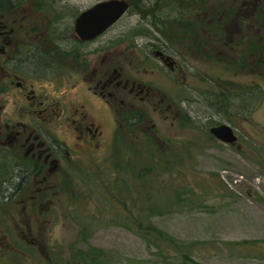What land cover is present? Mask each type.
I'll list each match as a JSON object with an SVG mask.
<instances>
[{"label": "rangeland", "instance_id": "obj_1", "mask_svg": "<svg viewBox=\"0 0 264 264\" xmlns=\"http://www.w3.org/2000/svg\"><path fill=\"white\" fill-rule=\"evenodd\" d=\"M16 1L13 15L25 16L23 26L16 25L20 40L16 47L26 43L33 53H43L55 61L58 45L61 49L75 45L72 32L76 16L102 0ZM156 1L146 0L144 10L138 2V9H128L89 46L120 40L128 43L124 69L133 73L140 64L130 43L141 52L144 43L162 37L157 27L170 35L173 28L166 22L174 17L179 20L182 15L178 9L175 14L153 10ZM211 2L214 0L208 5ZM192 54L196 55L194 51ZM200 57L179 62L185 71L175 76L156 69L152 59L144 60L147 70H155L144 79L164 91L174 90V103L190 119L173 120L153 111L149 115L152 121H145L144 131L155 143L152 147L166 158L177 157V169L155 179L158 187L166 189L162 197H153L159 212L139 210L138 195L133 192L116 194V179L123 178L127 185L132 181L126 171L113 167L116 148H123V155H128L119 141L127 133L112 121L106 125L107 132L112 133L106 151L94 160H79L76 173L63 174L65 183L72 181V188L65 191L64 186L56 232L32 238L37 243L34 248L22 242L10 222L0 219V264H65L74 246L105 249L109 264H264V80L247 66L234 69L227 60ZM117 58L113 61L119 63L121 57ZM67 69L64 65L62 70ZM44 76L33 75L35 88L45 85ZM222 88L227 100L219 103L217 92ZM219 124L233 129L235 143H224L208 131ZM140 140L138 137L131 144L143 146ZM135 159L143 162L141 156ZM80 201L84 206L77 208L74 202ZM129 213L143 223L150 221L174 242L153 234L144 240L135 232L137 226L126 219ZM88 221V243H81L79 228Z\"/></svg>", "mask_w": 264, "mask_h": 264}, {"label": "flooded vegetation", "instance_id": "obj_2", "mask_svg": "<svg viewBox=\"0 0 264 264\" xmlns=\"http://www.w3.org/2000/svg\"><path fill=\"white\" fill-rule=\"evenodd\" d=\"M208 1L154 2L155 11L175 14L178 9L182 15L166 22L173 28L170 35L157 27L163 40L156 37L144 43L141 52L130 43L140 64L135 74L124 69L128 43L89 46L101 34L81 40L73 28L75 45L68 49L58 45L55 61L33 53L26 43L16 47L20 41L16 25L21 28L25 16L13 15L16 0L1 1L0 219L12 224L23 243L35 248L32 238L56 232L59 202L64 198L63 174L76 173L79 160L91 161L106 151L112 136L106 125L152 121L153 111L173 120H190L174 103L173 89V93L171 88L164 91L144 79L155 71L147 70L144 60L152 59L156 69L175 76L185 71L180 63L193 56L217 57L234 69L247 66L264 80V0H214L209 5ZM145 2L139 0L142 10ZM64 65L68 66L65 72ZM34 74H44L45 85L35 88ZM224 95L223 88L219 89L217 102Z\"/></svg>", "mask_w": 264, "mask_h": 264}, {"label": "trees", "instance_id": "obj_3", "mask_svg": "<svg viewBox=\"0 0 264 264\" xmlns=\"http://www.w3.org/2000/svg\"><path fill=\"white\" fill-rule=\"evenodd\" d=\"M1 1L2 0H0V4ZM138 2L139 0H129L130 8H132L133 10L135 8L138 9ZM223 97V99L227 100L226 96ZM117 122L119 127L123 128L128 136H126L127 138L124 136L122 138H119L120 143L122 142L126 146L124 149H126L125 151H127L126 154L128 155V157H125L123 155L125 153L123 148L118 147L117 149L115 147L117 156H115L116 159L113 162V167L118 172H120L121 170L126 171V173L130 175V179L132 182L130 185H127L126 181L123 178L116 179V194L121 195L122 192H133L134 194L138 195L136 201H139L141 205V208L139 210H142L143 212L145 209H147V211L151 210L159 212V206H157V203L153 202V197H162L161 195L165 192L166 189L162 186L161 188L158 187L155 179L164 173L173 172L174 170H176L177 166L175 165V161L177 162V157H173L172 159L166 158L163 152L159 151V149L157 148H154L155 143H153L152 141V143L150 142L151 139L149 138V135L144 131L143 123H145V121ZM185 124L186 123H182L181 126H186ZM138 137L139 139L141 138L140 141H143V146H139L137 143L131 144V142L135 141V139H137ZM120 143L117 142V144L119 145ZM168 143L169 144L167 145L169 149H172L171 143ZM137 156H141L143 158L142 163H138L136 161L135 158ZM71 184L72 181H67L65 183V191L72 188ZM82 203L81 201L74 202V205H79V208H81L82 206H84ZM88 219L90 221L91 217H89ZM126 219L130 220L133 226H137L135 232L139 234L144 240L148 241V237L146 235L153 234L158 239L166 240L171 243L174 242L173 238L170 235L154 226L150 221L143 223L140 219L132 217L130 213L128 217H126ZM89 221L84 222L83 224L81 223L80 225L78 240L81 243H88L87 239L90 234L89 225L91 223ZM109 256L110 255H108V252L105 249L95 248L92 246H87V248L74 246L73 250L70 252V257L65 262V264H109V259H107Z\"/></svg>", "mask_w": 264, "mask_h": 264}, {"label": "water", "instance_id": "obj_4", "mask_svg": "<svg viewBox=\"0 0 264 264\" xmlns=\"http://www.w3.org/2000/svg\"><path fill=\"white\" fill-rule=\"evenodd\" d=\"M130 8L127 0H102L81 11L74 20V33L81 40H91L112 26ZM208 131L224 143H235L237 136L227 124L209 127Z\"/></svg>", "mask_w": 264, "mask_h": 264}]
</instances>
